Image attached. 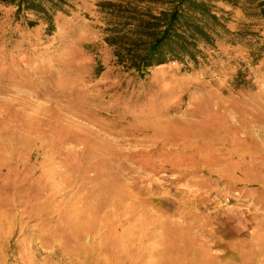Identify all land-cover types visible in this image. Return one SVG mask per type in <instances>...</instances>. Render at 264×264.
Returning a JSON list of instances; mask_svg holds the SVG:
<instances>
[{"label": "rangeland", "instance_id": "obj_1", "mask_svg": "<svg viewBox=\"0 0 264 264\" xmlns=\"http://www.w3.org/2000/svg\"><path fill=\"white\" fill-rule=\"evenodd\" d=\"M100 1L51 31L0 1V264H264V0L145 77Z\"/></svg>", "mask_w": 264, "mask_h": 264}, {"label": "trees", "instance_id": "obj_2", "mask_svg": "<svg viewBox=\"0 0 264 264\" xmlns=\"http://www.w3.org/2000/svg\"><path fill=\"white\" fill-rule=\"evenodd\" d=\"M18 13H34L54 27L58 12L67 13L72 0H0ZM240 0H103L97 6L104 16L106 43L114 49L117 64L145 77L150 68L181 62L197 68L206 60L205 49H215L229 32L219 2ZM264 16V1L258 5ZM36 25L37 22H30Z\"/></svg>", "mask_w": 264, "mask_h": 264}, {"label": "bare ground", "instance_id": "obj_3", "mask_svg": "<svg viewBox=\"0 0 264 264\" xmlns=\"http://www.w3.org/2000/svg\"><path fill=\"white\" fill-rule=\"evenodd\" d=\"M17 102H18V103H21V102H20V100H19V101H17Z\"/></svg>", "mask_w": 264, "mask_h": 264}]
</instances>
